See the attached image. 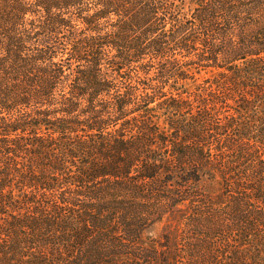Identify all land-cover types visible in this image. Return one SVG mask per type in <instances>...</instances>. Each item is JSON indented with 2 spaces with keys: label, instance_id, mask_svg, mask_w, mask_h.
<instances>
[{
  "label": "trees",
  "instance_id": "obj_1",
  "mask_svg": "<svg viewBox=\"0 0 264 264\" xmlns=\"http://www.w3.org/2000/svg\"><path fill=\"white\" fill-rule=\"evenodd\" d=\"M0 264H264V0H0Z\"/></svg>",
  "mask_w": 264,
  "mask_h": 264
},
{
  "label": "rangeland",
  "instance_id": "obj_2",
  "mask_svg": "<svg viewBox=\"0 0 264 264\" xmlns=\"http://www.w3.org/2000/svg\"><path fill=\"white\" fill-rule=\"evenodd\" d=\"M205 74H202V77H205ZM181 217L180 216H167L163 221L157 223L147 232L148 239L163 240L164 234H171L173 237L176 236L177 230L179 229Z\"/></svg>",
  "mask_w": 264,
  "mask_h": 264
}]
</instances>
